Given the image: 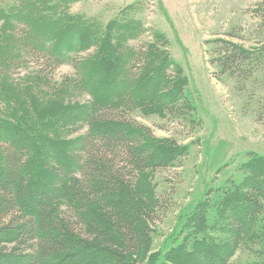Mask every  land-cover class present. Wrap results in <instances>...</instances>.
Here are the masks:
<instances>
[{
	"label": "trees",
	"instance_id": "1",
	"mask_svg": "<svg viewBox=\"0 0 264 264\" xmlns=\"http://www.w3.org/2000/svg\"><path fill=\"white\" fill-rule=\"evenodd\" d=\"M77 1L0 0V86L25 57L50 73L73 54L95 50L77 64L84 69L77 86L95 99L91 110L78 108L87 133L46 138L43 151L23 124L0 118V264H141L161 199L147 197L140 180L149 170L181 166L189 154L187 145L159 139L130 118L136 109L165 110L195 123L197 109L168 37L153 31L152 42L128 53L127 42L147 30L142 20L126 14L103 25L72 13ZM254 12L264 19V0ZM209 42L210 64L220 68L219 77L236 79L239 91L264 72L263 41L251 47L225 38ZM243 167L240 181L205 192L186 223L192 249L171 250L170 263L231 264L240 249L260 256L264 156L253 155ZM217 223L226 228L222 240L209 233Z\"/></svg>",
	"mask_w": 264,
	"mask_h": 264
},
{
	"label": "rangeland",
	"instance_id": "2",
	"mask_svg": "<svg viewBox=\"0 0 264 264\" xmlns=\"http://www.w3.org/2000/svg\"><path fill=\"white\" fill-rule=\"evenodd\" d=\"M261 1L78 0L71 5L72 13L103 25L126 14L141 19L147 30L127 42L128 53L152 42L153 31L164 33L171 57L186 78L185 93L197 109L195 123L165 110L144 114L136 109L130 114L131 120L149 127L157 138L189 148L181 166L149 170L140 180L147 197L161 199L151 246L141 264H172L171 250L180 245L191 250L193 234L186 223L205 192L221 188L228 179L240 181L244 163L253 155L264 156V72L257 71L239 91L236 79L227 74L219 77L220 68L210 64L213 45L209 42L225 38L246 47L264 42V19L254 12ZM94 53L93 48L73 54L72 60L50 73L25 57L0 86V118L23 124L43 151L48 148L46 138L60 142L87 133L78 108L91 110L95 99L77 86L84 83V69L77 64ZM218 195L214 193L213 199ZM219 225L209 233L222 240L228 235ZM230 263L264 264V247L259 257L240 249Z\"/></svg>",
	"mask_w": 264,
	"mask_h": 264
}]
</instances>
